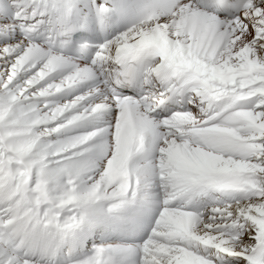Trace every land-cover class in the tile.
<instances>
[{"label": "snow or ice", "instance_id": "snow-or-ice-1", "mask_svg": "<svg viewBox=\"0 0 264 264\" xmlns=\"http://www.w3.org/2000/svg\"><path fill=\"white\" fill-rule=\"evenodd\" d=\"M0 264H264V0H0Z\"/></svg>", "mask_w": 264, "mask_h": 264}]
</instances>
